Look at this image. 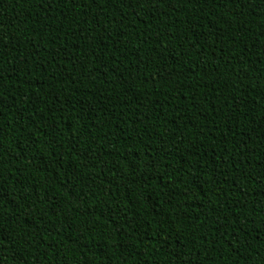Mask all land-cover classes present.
Wrapping results in <instances>:
<instances>
[{
    "label": "trees",
    "instance_id": "trees-1",
    "mask_svg": "<svg viewBox=\"0 0 264 264\" xmlns=\"http://www.w3.org/2000/svg\"><path fill=\"white\" fill-rule=\"evenodd\" d=\"M0 264H264V0H0Z\"/></svg>",
    "mask_w": 264,
    "mask_h": 264
}]
</instances>
